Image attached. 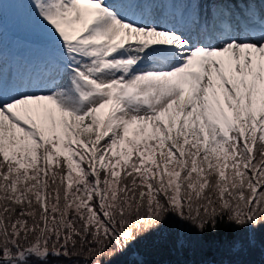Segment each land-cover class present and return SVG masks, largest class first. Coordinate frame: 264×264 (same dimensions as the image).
Here are the masks:
<instances>
[{
	"label": "snow or ice",
	"instance_id": "6c2138e0",
	"mask_svg": "<svg viewBox=\"0 0 264 264\" xmlns=\"http://www.w3.org/2000/svg\"><path fill=\"white\" fill-rule=\"evenodd\" d=\"M15 3L0 264H264V0Z\"/></svg>",
	"mask_w": 264,
	"mask_h": 264
},
{
	"label": "trees",
	"instance_id": "16d2710c",
	"mask_svg": "<svg viewBox=\"0 0 264 264\" xmlns=\"http://www.w3.org/2000/svg\"><path fill=\"white\" fill-rule=\"evenodd\" d=\"M137 250L140 252L147 264H160L163 261L180 264L182 259L187 261L192 259V261L197 262L219 259V257L216 256V254L211 250L205 251L195 256H190L187 253L183 255L167 253L164 243L159 241L157 238H150L148 241L142 242L141 244L137 245ZM253 259L259 262L260 257L257 254L255 257H253Z\"/></svg>",
	"mask_w": 264,
	"mask_h": 264
},
{
	"label": "rangeland",
	"instance_id": "374dc122",
	"mask_svg": "<svg viewBox=\"0 0 264 264\" xmlns=\"http://www.w3.org/2000/svg\"><path fill=\"white\" fill-rule=\"evenodd\" d=\"M0 2H1V5H3V1L0 0ZM184 261H187V260H185V259H182L181 260V262H184ZM188 261H192V259L191 260H188ZM208 261H210V260H208ZM163 262H165V261H163ZM163 262H161L160 264H163Z\"/></svg>",
	"mask_w": 264,
	"mask_h": 264
}]
</instances>
